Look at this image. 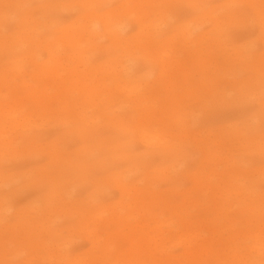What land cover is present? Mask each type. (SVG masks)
<instances>
[{
  "label": "rangeland",
  "instance_id": "374dc122",
  "mask_svg": "<svg viewBox=\"0 0 264 264\" xmlns=\"http://www.w3.org/2000/svg\"><path fill=\"white\" fill-rule=\"evenodd\" d=\"M257 2V4H264V0H257ZM225 4L234 5L229 6L231 7L230 10ZM223 5L227 8H222L224 9L221 10L222 15H227L228 19L237 16V19L228 22L225 34L221 35V39H218L219 41H225V39L228 41L218 43L215 39L213 25L211 22H204L202 17L208 10L213 12V10H218ZM246 5L250 6L247 0H0V119H5L8 115L10 104L20 106L21 103H25L29 107L26 114L34 112L30 123L33 128L30 130L32 133L29 132L30 138L26 139L34 145L28 144L26 140L22 142L16 136L19 135V131H16V135H7L5 143L0 140L4 145H7L6 148H4L6 145L0 146V182L4 181L0 186V203L4 202L3 199H5L4 211L7 210V206H10L13 210L11 213H14V211L19 213L25 226L24 228L7 229V226L16 224L17 221L14 217L10 218V213H4L5 217L7 214V219L0 223V264H65V259L77 256L91 264H102L97 257V254H102L101 249L97 250V244L100 240H102V246L110 245L109 247H111L107 261L120 262V264L143 263L148 260L144 258V253L140 251L143 237L141 233L130 231V229L132 230V228L139 225L138 223L143 222L142 213L146 215L147 223L145 221L144 223L145 225L149 224L150 230V226L153 227L154 225L153 219L155 217H171V213L168 211L169 205L158 204L163 197L178 204L183 203L186 196L193 198V200H201L205 198L207 193H211L212 196L215 192H219L216 189L207 190L208 192L196 190L197 185L194 179L198 171L199 173L202 171L204 157H202L200 151L193 147L194 145L189 146L184 155L167 148V150L160 149L151 152L153 150H147L140 145H136L134 147L136 154L150 152L147 153L146 157V161L150 166L146 168L145 166H135L133 162L122 159L119 153L110 151L111 148L107 146L109 144L108 139L113 138L116 141L128 143L130 138L126 134L124 135L122 131L111 127L105 122V119L102 118L96 126L95 136L97 137L95 138L86 139L80 132H77L74 115L69 114L65 109L66 105L61 110V108L57 109L59 105L56 102L51 104L47 101L45 99L47 97L45 93L47 92L44 90L48 89V96L54 99L56 88L60 89L66 80L72 82L75 80L76 75L73 76L74 72L72 74L71 71H73L74 65L80 62L77 61V56L81 52L90 56H87V61V57L84 56L83 66L95 65L99 69L95 79L111 86L123 84L122 79L124 76L122 75L125 74L124 71L122 73V70L127 69L128 66L131 68L133 76L136 75L138 78L144 76V80L150 82L158 78L160 66H163L171 67L170 70L165 71L163 80L167 82L163 83L169 85L173 74H179L182 78L175 85V88L177 87L176 91L178 93L183 94L186 89L184 86V83L186 85V73L181 67H185L188 72L191 71L190 75L193 74V83L189 86V89L196 91V93L185 99L184 109L192 110L198 116V123L194 124V133L191 134L192 138L188 139V145L190 144L189 141L198 133L201 134L197 138H201L207 144L215 140L229 141L232 135L230 128L238 125L237 128L244 131L246 140H249L248 142L254 140L255 142V146L251 147V150H248L250 149L248 148L247 151H242L244 157L240 160L241 164L243 165L244 162L251 169H259L261 166L264 168V76L258 80L260 84L256 87V97L248 95V97L245 96L237 102L234 97L240 95L237 93L229 94V90L234 88L233 86L237 81L247 80L248 78L256 80V77L260 76L254 70L255 67L262 71L264 68V29L261 27V22L256 20L258 19L255 16L257 10L251 6V8L249 6L248 8ZM112 15L120 17L116 18ZM101 16L121 20L120 23L123 24L118 26V32L121 35L115 33L110 35L101 28H97V32L94 33L98 36L94 39L95 34L92 33V30H85L84 27H88V22ZM148 16L150 19H147ZM165 18L169 20L167 25L170 22L168 26L160 24L161 20L166 21ZM192 19L197 21L192 25V27L196 26V28H192L194 36L192 35L191 39H185L178 30L183 24ZM154 20L155 25L158 24V27L163 26L162 30L164 31L159 32L161 36L152 34L155 33V30H148V28H151L148 27L151 24L150 22ZM200 21L201 23H199ZM142 22L147 27H143ZM126 26L127 28L124 29ZM87 30L93 36L90 37ZM162 32H165V34H162ZM203 33L207 34L208 39L192 45L191 41H194L196 37ZM19 36L21 39L33 38L37 45L28 48L25 46L15 51L11 45L12 43L15 44L16 39L19 40ZM83 36H85V40H90L88 47L78 46V43L73 41L74 37ZM156 36L160 37L161 41H164L165 37H169L171 40L159 45L156 43L158 39ZM10 37H13L11 42L8 39ZM91 39L93 42H91ZM182 43L190 46L193 52H199V49L203 50V58L190 59L191 55L186 48L183 49ZM48 45L54 46L52 51H55L57 47L56 50L60 52V62L63 67L58 66L57 63L59 62H51V59H49L50 54H48L51 48L48 49ZM166 46L168 52L164 64H162L158 56L159 52ZM170 48L171 52H169ZM32 50L36 55L38 52L39 57L36 56L38 57L36 61L28 58V55L33 52ZM197 54L200 55V53ZM128 55L134 56L136 59L133 57L131 62H127L126 60H129ZM21 56L24 58H21L22 62H19V67H11L13 65L11 62L15 63ZM229 56L234 57L230 59ZM74 59L76 60L74 61ZM144 59L149 63L142 62L145 61ZM122 60H125L124 64L119 62ZM48 61L49 65L55 68L62 67L59 70L57 69L58 72L53 73L51 77L38 73L35 64L48 63ZM224 61L228 65L223 67L221 63H225ZM85 62H87L86 65ZM125 63L127 64L126 68ZM128 63L134 65L131 67V64ZM121 64L124 69H122ZM206 65L209 66V73H203V67ZM81 68L83 69L82 66ZM220 68H231L236 75L227 73L226 76L220 78ZM61 69L64 70L60 71ZM83 70L82 72L85 74L88 72V68L84 67ZM218 70L219 74L217 75L216 71ZM202 73L209 74V82L218 85V94L226 92V96L218 104L215 102L216 104L211 107H206L203 102L204 98L197 93L198 82H201L203 77ZM208 87H201L199 91L208 94L206 91ZM72 94L74 97L78 96V92H72ZM42 95H44V99H39ZM32 96L37 99L32 100ZM71 97L73 96L71 95ZM171 97L172 101L179 100L175 95ZM213 98L210 97L209 99L213 101ZM216 99L217 97L215 101ZM37 100L41 102H35ZM80 102L82 100L78 98L77 103L80 104ZM99 105L100 102L96 100L93 104L94 108L84 111L86 112L85 118L94 119V116L98 113L95 106ZM104 106L107 109L109 107L108 104ZM157 110L160 118L167 117L162 114V109ZM80 111L82 113L83 109L78 105L74 110V114H81ZM116 114L137 118L136 113H133L129 105L117 111ZM14 119L17 122L20 121L21 117ZM1 126L0 124V128ZM170 127L168 129L164 127L162 134L171 140V137L179 135V131L178 127L173 129H170ZM209 131H213V133L207 139L204 138ZM214 133L217 135H214ZM213 137L218 138L214 139ZM36 141L39 143L38 146H35ZM106 141L108 143L104 144L103 142ZM241 143L246 146L247 142ZM228 145V149L221 150L222 159H224L223 162H220L221 165L218 171L229 177L232 171L231 166H227L228 160L226 158L230 157V154H228L230 149L235 151L238 145L235 148L229 143ZM101 146L102 148H100ZM130 146L131 143L128 147ZM259 148L261 149L260 152ZM99 149L102 150L98 151ZM187 155L188 157L185 158ZM56 157L62 161L57 162ZM169 166L172 168L170 169ZM157 169H164L165 172L162 171L164 174H159L154 179L156 183L154 188L157 192L153 194V191L156 190L152 189V194L145 195L144 190L149 185L147 175L152 174ZM207 172H211L209 167ZM168 175L171 177L169 178ZM225 179L227 180V178ZM121 181L127 183L130 187L133 186L134 189L131 187L130 193L122 194L118 186L122 184ZM217 184V181L213 182V186ZM259 189L264 190V182L259 184ZM134 202L138 206L132 210L134 207L131 204ZM141 203H145V206L142 207ZM121 204L125 207L117 212ZM104 208H109V211L104 213L106 221L99 223V221H96V215L100 214V211L103 212ZM136 208L140 212V216H138ZM116 212L120 216L131 215L128 218L129 224L123 222L117 225H107V219ZM194 213L195 215L198 214L197 210ZM225 214H228L230 218H236L234 212L228 211ZM37 218L38 220L41 218L50 219L44 223V227L49 226L51 233H45L40 226L33 227V221H36ZM32 231H34L33 246L25 241L31 236ZM119 232L121 237L113 238L112 233ZM175 253L182 254V249H176ZM53 256L55 261L52 259Z\"/></svg>",
  "mask_w": 264,
  "mask_h": 264
},
{
  "label": "bare ground",
  "instance_id": "6f19581e",
  "mask_svg": "<svg viewBox=\"0 0 264 264\" xmlns=\"http://www.w3.org/2000/svg\"><path fill=\"white\" fill-rule=\"evenodd\" d=\"M247 1H248V3H250L251 7H254V9L257 10V15L255 14V16H257L258 19H256V20H259V22H261L260 23L261 27L264 29V4H257L258 3L257 0H247ZM225 5L229 7V6H233L234 4H225ZM226 6L223 5L218 10H213V12H212V10H208L206 12V14L203 15V17H202L204 22L208 21V22H211V24L213 25V31H214L215 39H216V42H218V43H221V41H223V42L228 41L226 39H225V41L224 40L219 41L218 39L221 37V35L223 36L225 34V29L228 28V22L229 21H235L237 19V16H233V18L231 17L232 19H228L227 15H225V16L222 15L221 10H224L222 8L226 9L227 8ZM246 6L248 7L249 5H246ZM237 7H236V9L238 10ZM229 8L231 10V7H229ZM234 8H235V6H234ZM158 15H159V13H158ZM162 15H163V13H162ZM112 16L116 17V18L120 17V16H115V15H112ZM159 16H161V14ZM165 16H166V14H165ZM148 18H149V16L147 17V19ZM160 18H157V19H160ZM166 21L161 20L160 24L161 25H165V24L167 25L169 20L166 19ZM226 21H227V23H226ZM120 22H121V20L118 21L116 19H109L108 16H101V17H96L95 19L91 20V22H88V24H87L88 27H84V29L85 30L90 29V31L92 30V33H94V32H97L96 31L97 28H101L102 30L105 31V33H109L110 35L111 34L113 35L115 33V34H119V36H120L121 33L118 32V29H119L118 26L123 24ZM154 22H155V20L150 22L151 24L149 23L150 25L148 27H151V28H148V30L149 31L155 30V33H152V34H156L157 36H159L163 26L158 27V24L155 25ZM195 23H197V21H193V19H192L191 21L183 24L182 26L180 25L181 27L179 28L178 31L180 32V34L185 39H191V37L193 35L192 28H196V26L192 27V25H194ZM199 23H201V21ZM202 23H203V21H202ZM169 24H170V22H169ZM89 25H90V27H89ZM141 25H143V27H147L144 22H142ZM156 26H157V28H156ZM126 28H127V26L124 27V29H126ZM90 31H88L87 33H90ZM162 31H164V30H162ZM92 33H90V35H89L90 37L93 36V35H91ZM163 33L165 34V32H162V34ZM32 34H34V33H32ZM97 36L98 35L95 34L94 39ZM119 36H117V37H119ZM152 36L154 37L155 35H152ZM182 36H181V38H182ZM84 38H85V36L74 37L73 41L77 42L78 46L82 45V46L88 47L90 40L88 41V40H85ZM157 38L158 39H157L156 43L159 45L165 44L171 40L169 37H165L164 41H161L160 37H157ZM8 39L11 42L13 37H10ZM125 39L127 40V38H125ZM206 39H208L207 34L203 33V34H200L198 37H196L194 41H191V44L193 45V44L198 43V42H203ZM184 41H186V40H184ZM35 42L36 41L33 40V38L21 39V37L19 36V40L16 39L15 44L12 43L11 46H12V49H15V51H17V49H20V48L25 47V46L28 48L29 46L37 45L36 44L37 42L36 43ZM91 42H93L92 39H91ZM185 43H182V47H183V49L186 48L187 51L190 53V55H191L190 59H195V57L203 58V50L199 49V52H193L192 49L190 48V46L186 45ZM47 47H48V49L51 48V50L49 51L50 53H48V54H50L49 59H51V62H53V61L55 63L59 62V63H57L58 66H62V64L60 62L61 61L60 60L61 59L60 52L56 50L57 47H56L55 51H52L54 46L48 45ZM83 48H82V50H83ZM48 49H47V51H48ZM167 52H168L167 46L159 52L158 59L161 60L162 64H164V61H165L164 59L167 55ZM169 52H171V48L169 49ZM29 53H31V52H29ZM123 53H125V52H123ZM197 53H200V55ZM28 56H29L28 58L33 60V61H34V59L36 61L39 57L38 52L36 55L34 51L31 53V55L29 54ZM36 56H38V57H36ZM84 56L87 57L88 55H86L85 53H82V52L79 53L77 56V58H78L77 61L79 60L80 62L76 63L77 66L74 65L73 71H71L72 68L70 69L71 73L74 72V74L72 73L73 76L76 75L75 80L73 82L66 80V82L64 84L62 83L63 86L60 87V89L56 88V92L54 94V95H56V97L54 99L48 96V94H47L48 89L44 90L47 93L43 92L47 96L45 98L47 101H49L51 104L56 102V104L59 105V107L57 109L61 108V110H62V107L65 108V105H66L65 109L69 112V114H72L75 117L74 124L76 126L77 132H80V134L86 139H89L90 137L95 138V137H97V136H95V133L97 132V131H95L96 126L98 125V123L101 121L102 118L105 119V122H107L114 129H116L118 131H122L124 133V135L126 134L127 137L130 138V141H131V142L129 141L127 143V142L116 141L113 138L108 139L109 144L107 146H109L111 148L110 151H114V152L119 153V156L122 159H124L125 161H130L131 163L133 162L135 166H145L146 168H147V166H150L148 161H146L147 153H150V152L146 151L145 153L143 152V153L136 154V152L134 150V147L136 145H140V146L146 148L147 150H153L151 152L167 148L169 150L170 149L175 150L178 153H180L181 155L186 154V150L188 149V147L194 145L193 147L197 151H200L201 154L203 155L202 157H204V166L201 169L202 171H201V173H199V171H198V174L195 175V179H194L196 182V185H197L196 190L197 191H207V190L212 191L213 189H216L219 191L218 193L212 192V193H214L212 196H211V193H207V194H205V198H203L201 200H199V199L193 200V198L186 196L185 201L183 203H178V204L172 202L168 198L163 197L162 200H159L158 204L163 205V206L169 205L168 211H169V213H171V217H169V218H165L163 216L162 217H155L153 219L154 225H153V227L150 226L151 227L150 230H149V226H148L149 224L145 225V223H144V221L147 223V221L145 219L146 215H144L142 213L141 217L143 218V222L138 223L139 225H137V226L135 225L136 227L132 228V230L130 229V231L138 232V234L141 233L143 240H142V244L140 246V249H141L140 251H142V253H144V258H147L148 260L144 261L143 263L138 262L137 264H264V190L259 189V184L261 182H264V168H262V166H261V167H259V169H251V168H248L244 162L242 165L241 161H240L241 158L244 157L242 154V151H247L248 148H250L248 150H251V147L255 146L254 140L253 141L251 140V142H248L249 140L248 141L246 140V136L244 135V131L238 129L237 128L238 125H234V127L230 128L232 135H231V138H229V141L224 140L223 142H221L220 140H215L214 142L210 141L207 144V142L202 141L201 138L200 139L197 138L201 134V133L200 134L198 133V134H195L193 139L189 141L190 144L188 145V139H191L192 138L191 134L194 133V124L196 125L198 123V119H197L198 116H197L196 112H194L192 110H185L184 109L185 99L189 98L191 94L196 93V91H193V90L191 91L189 89V86L193 83V81H192L193 80L192 79L193 74L190 75L191 71L188 72V70L183 66L181 68L186 73V76H185L186 85L184 83V86L186 89H185V92L183 94H181L180 92L178 93L176 91L177 87L175 88V85L178 84L182 78L179 74H177V75L173 74L172 78L169 81V85H165L163 83V82H167V81L163 80V78L165 76V71L170 70L171 67L160 66V70H159L160 72H159L158 78H156L152 82H150L148 80H144L145 79V78H143L144 76H142V77L140 76V78H138V76H136V75L133 76L132 72L130 70L131 68H129V66L127 67V64L125 63V65H126L125 68L127 67V69H124L123 65L121 64L122 69H124V70H122V73L124 71V74H125V75H122V76H124V78L122 79L123 84H117L115 86H111V85L103 84L100 80L95 79V76L99 72V69L95 65L92 64V66H90V67L89 66H83L84 65L83 62L85 61V60H83ZM88 57H90V56H88ZM88 57H87L86 61L88 60ZM121 57H123V56H121ZM133 57L134 56H132V57L129 56L128 57L129 60H126V61L131 62L133 60ZM208 57H210V56H208ZM229 57H231V56H229ZM229 57H228V59H229ZM232 57H234V56H232ZM232 57L230 59H232ZM21 58H22V56L15 63L12 61L11 63L14 66L10 63L12 65L11 67H13V68L19 67V62H22V59L24 57L22 59ZM117 58H119V57H117ZM241 58H242V54H241ZM15 60H16V58H15ZM75 60L76 59H74V61ZM235 60H234V62H235ZM239 60H238V62H239ZM263 60H264V58H263ZM49 61H48V63H43V64L35 63L37 66L36 69H38V73L51 77V75L53 73L55 74L56 71L58 72V70L63 67L62 66L60 68H55V67L49 65L50 64ZM124 61L122 60L119 62L123 63ZM119 62H118V65L120 66ZM142 62H147V60L142 61ZM229 62H231V61H229ZM236 62H237V60H236ZM86 63L87 62H85V65H86ZM147 63H149V61ZM221 64L223 67L225 65H228L227 62L221 63ZM132 65H134V64H131V67H132ZM54 66H56V65H54ZM81 66L83 67V69H84V67L88 68V72L86 74L82 72L84 70L81 68ZM263 66H264V64H263ZM80 68H81V70H79ZM65 69H67V68H65ZM203 69H204L203 73H209L208 72L209 71L208 65L204 66ZM62 70H64V69H61L60 71H62ZM68 70H69V68H68ZM114 70H116V69H114ZM254 70L257 72L258 75H260V76H258V78L256 77V80L255 79L252 80V78L251 79L248 78L249 80L243 79L239 82L236 80L237 82L233 86L234 88L229 90L230 91L229 94L237 93L240 95L239 97L237 96L238 98L234 97V99H236L237 102H239L242 98H245V96L248 97V95H250L251 97H254V96L256 97V95H255L256 87L258 86V84H260L258 81L259 78L264 76V68H263V71L259 70L257 67H255ZM2 71H3V69H2ZM85 71H87V70H85ZM67 72H69V71H67ZM119 72H121V71H119ZM175 73H176V70H175ZM203 73H202L203 77L201 78V82L197 81L198 85H199L197 87L198 88L197 93H199V96L203 97L204 99L206 98V100L203 99L205 106L211 107L212 105L216 104L215 102H217V104H218L219 101L224 96H226V92L224 94H218V92H219L218 85L211 84L209 82V74L205 75ZM227 73L236 75L235 71L231 68H220V75H221L220 78H223L224 75L226 76ZM216 74L217 75L219 74V70L216 71ZM237 74H240V73H237ZM147 76L149 77V75H147ZM204 86H209L208 88H206V91L208 92V94H206L205 92L199 91L200 88L204 87ZM51 92H52V90H51ZM72 92H78V96L74 97ZM71 95L73 97H71ZM173 95L177 96L179 98V100L178 101H172L171 96H173ZM119 96H120V98H119ZM210 97L211 98L217 97V99L215 101V98H213L214 99L213 100L214 102H213L209 99ZM78 98L82 100V102H80V104L77 103ZM35 99H37V98H35ZM35 99L33 97L32 100H35ZM39 99H44V95H42V97H39ZM234 99H233V101H234ZM96 100L100 102L99 106H95V107H97V109H95V110L96 111L98 110V113L94 116L95 117L94 119L93 118L86 119L85 118L86 112H84V111H87L88 109H91L92 107L94 108L93 104ZM25 101H27V100H25ZM117 101H119V102H117ZM35 102L38 103L41 101L37 100ZM101 104L102 105L108 104L109 105L108 109L105 108L104 105L102 106ZM2 105H4V104H2ZM44 105H45V103H44ZM78 105L83 109V111H82V113L80 111L81 114H74V110H75L76 106H78ZM127 105H129V107L133 111V113H136V115H137L136 119L130 118L127 116H123L122 114L121 115L116 114L117 111L124 109V107H126ZM39 106H40V103H39ZM0 107H1V105H0ZM44 107H46V106H44ZM28 108L29 107H27L25 103H23V104L21 103L20 106L19 105H13V104L9 105L10 111H9L8 115L5 117V119L4 118L0 119V124L2 125L0 128V140H3L5 143L6 136L7 135H16V131H19V135H16V136L19 137L22 142H24L26 139L30 138L29 132L32 133V131H30V130L33 129L31 124H30L32 121L31 116L34 114V112H32V114H26ZM157 109H162L161 110V111H163L162 114L166 115L167 117L164 116L163 118H160L157 114V112H158ZM48 110H47V112H48ZM39 114H41V113H39ZM17 117H21V119H20V121L16 122V120L14 118H17ZM235 126H236V128H235ZM164 127H167V129H168V127H170V129H173L174 127L175 128L178 127L179 135L177 137H175V136L171 137L172 138L171 140L168 139V137H166L162 134L164 132ZM222 127L223 126H221V128ZM223 129H224V127H223ZM212 133H213V131H209L204 138L207 139ZM217 134H218V132H217ZM217 134L214 133V135H217ZM215 138L217 139L218 137H215ZM37 141H38V139H37ZM37 141H36V143H37ZM108 141L103 142V143L104 144L108 143ZM241 142H247L246 146H244ZM1 143H2V145L0 144V146L6 145V144L4 145L3 142H1ZM27 143L34 145L31 141H27ZM36 143H35V146L36 145L38 146L39 143H37V144ZM130 143H131V146L128 147L130 145ZM228 143L231 144L232 147L234 146V148L236 145H238V147H236L235 151L230 149V148H229L230 151L227 150L230 152V153H228V154H230V157L226 158L228 160L227 166H231L230 168L232 171L231 174L228 173L229 177L225 173L221 174L218 171V168H220L219 166L221 165L220 162L221 161L223 162V159H224V158L222 159L221 150L224 148L226 149L229 146ZM51 144H53V143H51ZM99 144L102 145L101 142H99ZM132 146H133V151H132ZM6 147H7V145L4 148H6ZM32 147H34V146H32ZM54 147H56V146H54ZM57 147H58V145H57ZM100 148H102V146ZM87 149H88V147H87ZM96 149H98V148H96ZM255 149H256V147H255ZM101 150L99 149L98 151H101ZM260 150L261 149L259 148V152H260ZM256 151H258V150L256 149ZM81 156L84 158L83 155H81ZM70 157H72V156H70ZM180 157H182V156H180ZM187 157H188V155L185 158H187ZM58 159H60V158L56 157L57 162L62 161V160H58ZM83 162H85V161H83ZM102 162H103V159H102ZM100 163H101V161H100ZM55 164H56V162H55ZM173 164H171V165L173 166ZM101 165H102V163H101ZM161 165H163V164H161ZM208 167H209V170L211 171L210 173L207 172ZM171 168L172 167H170V169ZM164 169L163 170H159V169L154 170L152 172V174L147 175L148 179H149V185L147 186V189L144 190L145 195L152 194V192H151V191H153L152 189L156 190L154 188V185H156L154 179L157 178V175L164 174L165 173ZM167 172L169 173V171H167ZM170 177L171 176H169V178ZM121 178L123 179V177H121ZM225 178H227V180ZM214 181L218 182V184L216 186H213ZM124 182H125V180H124ZM124 182L121 181L122 184L118 185L121 193L122 194H126L127 192L130 193L129 190L133 186L130 187L127 183H124ZM0 183H1L0 184V186H1L2 183H4V181L3 182L1 181ZM133 189H134V187H133ZM153 192H154L153 194H155V192H157V190L153 191ZM3 201L4 202L0 203V223L7 219L6 218L7 214L5 217L4 213H10V218L14 217L16 219L17 223L16 224L14 223L11 226L10 225L7 226V229L15 228V227L16 228H18V227L24 228L25 226H24L23 220L21 218V215L19 213H15V211H14V213H11V211H13V210L10 206H7L8 208L9 207L10 208L9 209L7 208V210L4 211L3 208L6 205L5 199H3ZM131 205H133V207H134V208L131 207L132 210H134L135 207L138 206L135 202ZM141 205H142V207H144L145 203L144 204L141 203ZM124 207L125 206L123 204H121L119 206V209L117 210V212L120 210H123ZM196 210H197L198 214L195 215L194 212ZM108 211H109V208L105 209L103 212L100 211L99 212L100 214L96 215V217H97L96 221H99V223L105 222L106 218L104 217V213H106ZM136 211L138 214L140 213L137 208H136ZM228 211L234 212L236 218H230L228 216V214H225V212H228ZM117 212L115 214L110 215L109 219H107L108 220L107 225H110V224L111 225H117V224H120L123 222L126 224H129L128 218L131 215L120 216ZM138 216H140V214ZM49 220H50L49 218H41L39 220L37 218L36 221H33L34 222L33 227L35 228L37 226H40L41 230L44 231L45 233H47V234H48V232L51 233V229L49 228V226L44 227V223L48 222ZM141 225H142V227L140 228ZM17 232H19V231H17ZM33 233H34V231H32L31 236L25 240L31 246H33V243H34ZM112 235H113V238H115V237L120 238L121 237L120 232L119 233H112ZM109 238H111V237H109ZM101 243H102V240H100L97 244L98 245L97 250L99 251L101 249V251H102L101 255L97 254V257L100 260V262L102 264H120V262L112 263L111 261H107V259L109 258V252L111 250V247H109L110 245H106L104 247V246H102L103 244H101ZM178 248L182 249V254L175 253V250ZM94 249H95V247H94ZM31 252H34V251H31ZM106 255H107V257H106ZM54 258L55 257L53 256L52 259L54 260ZM86 258H88V257H86ZM130 259H132V258H130ZM65 264H91V263L86 262L85 259H81L77 256L74 258L69 257V258L65 259Z\"/></svg>",
  "mask_w": 264,
  "mask_h": 264
}]
</instances>
